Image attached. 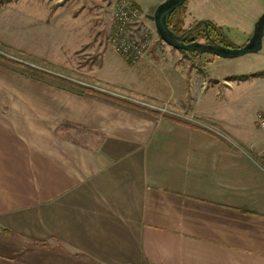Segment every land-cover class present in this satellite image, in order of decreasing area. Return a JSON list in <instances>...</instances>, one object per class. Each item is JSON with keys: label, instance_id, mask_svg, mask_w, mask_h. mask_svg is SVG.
<instances>
[{"label": "crops", "instance_id": "1", "mask_svg": "<svg viewBox=\"0 0 264 264\" xmlns=\"http://www.w3.org/2000/svg\"><path fill=\"white\" fill-rule=\"evenodd\" d=\"M154 30L143 65L182 66L180 116L0 62V264H264V110L226 99L251 76L199 87Z\"/></svg>", "mask_w": 264, "mask_h": 264}, {"label": "rangeland", "instance_id": "2", "mask_svg": "<svg viewBox=\"0 0 264 264\" xmlns=\"http://www.w3.org/2000/svg\"><path fill=\"white\" fill-rule=\"evenodd\" d=\"M131 1L141 12L133 36H146V40L152 42L153 13L165 0ZM25 4L34 5L35 11ZM114 10L115 0H0V55L38 71L39 74H25L49 84L69 89L60 80L63 79L163 114L180 116L172 101L185 99V73L179 70L182 66L163 60L166 45L158 51V60L150 58L144 65L147 54L133 63L117 53L107 41L113 28ZM263 12L264 0H187L176 12L172 24L187 29L198 20L210 21L215 26V30L212 27L209 30L212 37L222 45L237 48L249 40ZM144 17L148 24H143ZM262 44L260 51L236 58L211 54L195 56L189 66L208 79L202 74L198 86L210 82L211 91L214 81L221 76H251L248 81L237 82L239 87L232 88L226 99L248 100L257 110H264V37ZM172 49L181 55L183 62L191 56ZM107 66L116 71H107ZM189 93L187 99L196 104L200 98L198 88L193 87Z\"/></svg>", "mask_w": 264, "mask_h": 264}, {"label": "water", "instance_id": "3", "mask_svg": "<svg viewBox=\"0 0 264 264\" xmlns=\"http://www.w3.org/2000/svg\"><path fill=\"white\" fill-rule=\"evenodd\" d=\"M187 0L162 1L153 13V22L159 37L168 45L188 53L211 54L221 58H236L247 53H255L261 50L264 37V12L254 24V29L249 40L241 47L231 48L219 42L205 43L199 40L186 42V39L203 24L208 25L206 20H198L192 27L182 34L175 33L168 25L167 17L180 8Z\"/></svg>", "mask_w": 264, "mask_h": 264}, {"label": "built area", "instance_id": "4", "mask_svg": "<svg viewBox=\"0 0 264 264\" xmlns=\"http://www.w3.org/2000/svg\"><path fill=\"white\" fill-rule=\"evenodd\" d=\"M141 12L131 0H115L114 23L107 41L114 50L130 62L145 58L152 42L145 37H134V25L140 23ZM257 126L264 132V112L256 117Z\"/></svg>", "mask_w": 264, "mask_h": 264}, {"label": "trees", "instance_id": "5", "mask_svg": "<svg viewBox=\"0 0 264 264\" xmlns=\"http://www.w3.org/2000/svg\"><path fill=\"white\" fill-rule=\"evenodd\" d=\"M183 6V5H182ZM182 6L180 7V8H178L176 11H174L172 14H170L168 17H167V22H168V25H169V27L175 32V33H177V34H182L183 32H185L187 29H189L190 27H192V26H190L189 28H187V29H183V28H176V27H174L173 26V24H172V19H173V17L176 15V12H178V10L179 9H181L182 8ZM210 27H212L213 28V30H215V26H214V24H212V22H210V21H208V25H207V27H205L203 24H201V25H199L198 26V28L195 30V32L194 33H192L187 39H186V41H188V40H190V41H192V40H195L198 36L200 37V36H206V32H208L209 34H210ZM211 35V34H210ZM197 36V37H196ZM192 37H194V38H192ZM220 43V42H219ZM182 53H188V52H186V51H183V50H180ZM191 54V53H190ZM191 55H194V54H191ZM0 62H2V63H6V64H9L10 66H12V67H14L16 70H18V71H20V72H22V73H27V74H30L31 72H33V73H35V72H37L38 74H39V72L38 71H35L34 69H30V68H28V67H26V66H24L23 64H21V63H17V62H13L12 60H8V59H6L5 57H3L2 55H0ZM28 72H30V73H28ZM40 75H44V74H41L40 73ZM30 76H32V75H30ZM32 77H35V76H32ZM38 78V77H37ZM240 79H243V78H246L245 76H240L239 77ZM62 82H64L67 86H68V88L70 89V90H72V91H75V92H77V93H82V94H84V93H90V94H99V95H102V96H104V97H106V98H110V99H113V100H115V101H118V102H120V103H122V104H127V105H132V103H130V102H128V101H125V100H122V99H120V98H116V97H114V96H111V95H109V94H106V93H102V92H99V91H97V90H95V89H92V88H88V87H83V86H79V85H77V84H74V83H71V82H67V81H65V80H63V79H60ZM133 106V105H132Z\"/></svg>", "mask_w": 264, "mask_h": 264}, {"label": "flooded vegetation", "instance_id": "6", "mask_svg": "<svg viewBox=\"0 0 264 264\" xmlns=\"http://www.w3.org/2000/svg\"><path fill=\"white\" fill-rule=\"evenodd\" d=\"M195 32V31H194ZM193 32V33H194ZM197 37V36H196ZM192 38H194V37H192ZM200 39H204L203 40V42H205V43H212V42H218V41H216L215 40V38L214 37H212V35H210L208 32H206V36H204V37H197L195 40H200ZM193 41V40H192ZM186 42H190V40H188V41H186Z\"/></svg>", "mask_w": 264, "mask_h": 264}]
</instances>
